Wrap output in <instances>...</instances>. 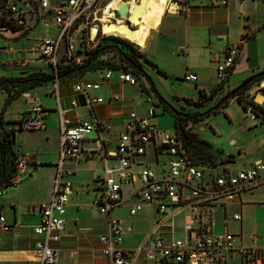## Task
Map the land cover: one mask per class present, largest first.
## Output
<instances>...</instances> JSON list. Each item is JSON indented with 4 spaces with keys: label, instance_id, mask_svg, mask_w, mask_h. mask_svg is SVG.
<instances>
[{
    "label": "built area",
    "instance_id": "obj_1",
    "mask_svg": "<svg viewBox=\"0 0 264 264\" xmlns=\"http://www.w3.org/2000/svg\"><path fill=\"white\" fill-rule=\"evenodd\" d=\"M109 1L0 0V32L10 30L23 36L40 22L46 26L49 18L54 24V31L40 38L36 46L39 54L37 61L43 62L49 69L44 76L51 84L48 95L56 103L59 133L58 159L50 199L40 207L39 221L32 228L37 237L34 243L36 264H55L57 260V244L65 229L66 207L72 190L71 182L66 180L69 172L64 169V163L82 159V144L91 133L110 130L109 125L94 117L93 108L104 102H125L121 95L111 92L105 99L90 93L97 92L101 82L108 85L114 73L120 85L138 87L140 94L146 92L144 62L139 56L141 46L124 37H117L116 33L105 34L102 31L104 10ZM127 1L122 0V3ZM228 1L170 0L164 13L186 17L193 7L203 2L208 7H225ZM259 1L264 3V0ZM133 3L138 4L139 0H133ZM171 5L175 6L173 13H170ZM117 10L118 7L111 11L113 17L107 19L108 24L119 20L130 31L140 28L131 25L125 18H115ZM147 38L142 37L143 44ZM109 40H114L115 44L111 45ZM4 50L0 49V52ZM239 53L231 45L223 51V61L218 62L216 68V78L223 87ZM27 64L26 61L19 63L21 66ZM88 76L97 80L89 81L86 79ZM65 79L73 82L72 91L81 99V103L72 99L70 108L83 107L91 115L76 125L65 117L69 110L61 106L58 81ZM182 79L194 83L196 76L186 73ZM258 95L264 99V78L254 83L253 91L241 97L240 106L252 120L255 119L253 104L257 105L255 97ZM23 96L27 98L29 94L25 92ZM144 103L147 104L144 114H138L134 107L126 114L115 150L101 157L104 162L108 159L116 162L115 166L103 167L92 201L99 215L106 219L105 230L98 236L100 253L105 260L103 264H134L140 254L148 264H264V246L245 247L236 244L238 235L212 232L214 206L232 201L251 187L264 185V158L247 169L213 174L206 180V172L211 168L194 164L176 133L168 134L151 122L158 113L156 102L146 97ZM31 104L33 106L29 110L17 117L14 129L35 132L44 128L47 112L38 97L33 98ZM149 149L156 159L165 158L166 172L163 176L158 177L147 166L140 168V159ZM32 156L26 152L17 155L13 162V175L2 189L18 185ZM123 186H128L130 195L137 200L129 209L130 216L136 215L143 205H153L157 213L153 230L133 250L122 247L119 222L110 215L114 208L126 203L122 196ZM185 209L188 213L182 224L183 237H167L173 231V217ZM231 219L238 222L240 216L233 214ZM11 229L12 226L7 225L0 215V235L9 233Z\"/></svg>",
    "mask_w": 264,
    "mask_h": 264
},
{
    "label": "crops",
    "instance_id": "obj_2",
    "mask_svg": "<svg viewBox=\"0 0 264 264\" xmlns=\"http://www.w3.org/2000/svg\"><path fill=\"white\" fill-rule=\"evenodd\" d=\"M257 4H260L259 0H229L227 6L225 7H208L206 6V2H203L201 5L193 7L186 17L164 13L163 10L158 26L154 30H146L148 38L144 44V48L142 47L140 49V52L146 50V48H151L152 51L148 52V50L145 56L142 57L140 54V57L143 62L146 61V63H150L149 61L151 59L153 64H150L155 67L156 72L164 74L167 77L165 70L157 67L158 62L153 59L154 53H152L154 50L160 52L167 51L166 44L164 43L166 39L164 37H169L174 33L177 34L180 32L182 35H185L186 38L188 37L191 28L198 30L206 28L207 32L210 33L211 29H215L214 26H229L232 18L234 19L237 17L242 19L241 16H243V13L245 16L247 15L245 12L247 8ZM166 16H169L167 18L168 22L166 25H163V20ZM245 31L246 29L241 28L240 35L242 34L247 36V31ZM154 35L157 36V39H154ZM242 43L243 42L241 41H237L236 45L242 46ZM187 47L188 46H185L186 51L188 52L189 48ZM240 51L241 52L239 53L231 73L225 80V87H228L229 90L238 87L240 85L239 83H242L250 77L258 75L260 72L264 71V63L258 64L257 66L250 65L248 57L249 53L244 46ZM9 52L13 53L12 48H8L7 53ZM218 59L219 58H217V60ZM17 63H19V61ZM18 68L19 67H13V70L19 71ZM186 73L194 74L196 76V81L194 83L197 85V90L203 91L207 96L209 92L219 84L218 80L215 79L216 73L214 69H211L210 65H206L205 67L197 64L189 65L185 67L183 75ZM170 75L174 77L175 74L171 73ZM11 76L13 75L0 78H10ZM236 76L240 77L239 82L235 84L236 86L229 88L230 79H233ZM86 79L89 81L97 80L96 78L90 80L89 77H86ZM71 82L72 81L68 82L71 86L69 89H66L67 94L60 97V99L62 108L69 110L65 116L73 113L75 115V119L70 121L72 125H76L80 121L87 120L91 115L88 110L83 107H79L77 109L70 108V101L72 99L81 103L80 97L72 91L73 82ZM210 84L212 85L211 88L207 86ZM100 85L101 87L97 92L90 93L92 96H99L105 99L107 98L108 93L111 92L121 95L125 102L113 104L104 102L96 105L93 108L94 117L99 122L109 125L110 130L101 132L100 134L93 132V135L95 136L94 139H86L82 144L84 154L82 159L78 161H66L64 163V169L69 172L66 180L71 182L72 190L70 200L66 207L64 223L65 229L59 243L57 244V260L55 264H103L105 261L100 253L101 245L98 242V236L105 230L106 219L99 215L97 208L92 205V201L96 193L95 191L98 188L97 181L102 177L103 167L105 165H116L114 160L108 159L104 162L101 157L105 153H112L115 150L116 139L121 131L122 122L124 121L126 114L133 109V101H131V98L124 97L122 95V90L123 88L131 89L134 87L120 85L114 76H112L108 85L104 82H101ZM50 88L51 84L47 81L42 87L34 86L31 89L24 90V92L19 91L15 94L14 91H10V94L6 93L0 87V125L5 134H9L10 132L14 133L10 147V151L15 155L14 160L17 155L21 153L26 152L33 155L26 172L21 176L18 185L15 187L7 186L3 189L1 188L3 186H1V183L6 173H8V170H0V215L4 217L7 225L12 226L9 233L0 235V264H36L37 262V257L34 252V243L37 240V237L33 234L32 228L36 226L39 221L40 207L46 204L50 199L59 147L58 116L56 113L55 100L48 95ZM25 92L29 94V97L25 98L23 96V93ZM35 97H38L41 106L47 112L44 120V128L35 132H27L28 134H37L35 142L39 147L38 152H33L34 150L32 149L35 146L29 145L25 149H21L20 146H17L19 150L15 151L13 148L16 145L17 132H23L14 129L16 119L24 111L29 110L33 106L31 104V100ZM198 99L199 97L194 101H197ZM263 101L261 104L257 103V105L261 108ZM98 111L101 112V115H99L100 113L98 114ZM4 125L7 126L4 127ZM105 135H108L109 138ZM50 140L52 142L55 141V144L52 145V147L49 146ZM87 143H90L93 146L86 148L85 144ZM111 144L114 146V149L112 150L109 148ZM8 156V154L1 153L0 163L2 162V157L4 158L3 160L6 161L5 159ZM165 162V160H161L160 158L156 159L152 150L149 149L146 155L140 159L139 166L140 168L147 166L150 169L152 166L153 169L151 170L154 171L158 177H160L166 172ZM219 163L220 161H217V164ZM252 164L253 163H249L240 166L237 160L233 158L232 162H224V164L210 167L211 169L206 172L208 174H206L205 179L207 180L208 176L211 178L213 174H221L225 171L234 173L238 170L247 169ZM86 175H89L90 177L89 182L85 181L84 176ZM125 187H129L123 186L122 188V196L126 203L120 207H126L128 209L127 216L129 218H135L137 222H140V213L142 210L145 207L152 209L150 216L147 218L149 225L146 231L139 236L131 235L129 233V231L132 230L131 228L127 231L128 233L126 231L124 232L121 226L120 218L115 215L116 210L120 207L114 208L110 212L111 217L119 222L122 231V247L127 250H133L141 245L146 236L153 230L157 213L153 205H143L141 210L137 212L136 215L133 217L130 216L129 209L131 205L136 203L137 200L130 195V190L127 189V191H124ZM257 188L264 191V185L251 187L241 192L232 201L214 206L212 210V232L238 235L239 238H237L236 244L245 247L264 246V231H260L261 235L258 237L255 234L256 229H252L249 224L250 217L258 215L259 211L264 212L263 197L260 201H258L259 203L248 205L249 210L245 213V219H243V209H241L243 204L241 199L242 195ZM84 195L90 197V204H83L81 199ZM234 206H238L239 211H232V207ZM187 213L188 209H185L178 215H182L184 220ZM233 214H238L240 216V221H233L231 219ZM176 216H174L173 219ZM217 223H220L221 225L219 229L216 228ZM180 228L182 234L180 233L181 236L179 238L174 236L176 234V232L174 233V230L176 229L174 225L172 234L167 237L176 239L182 238V226ZM230 228L232 231H229ZM134 264L148 263L144 261L143 255L140 254Z\"/></svg>",
    "mask_w": 264,
    "mask_h": 264
},
{
    "label": "rangeland",
    "instance_id": "obj_3",
    "mask_svg": "<svg viewBox=\"0 0 264 264\" xmlns=\"http://www.w3.org/2000/svg\"><path fill=\"white\" fill-rule=\"evenodd\" d=\"M259 3L260 4L255 6L252 5L247 8L245 11L247 15L245 16L243 13V16H241L243 21L237 17L234 19L232 18L229 26H214L215 29H211L210 33L207 32L206 28L199 30L191 28L186 38L185 35H182L180 32L177 34L174 33L169 37H164L166 39L164 43L166 44L167 51L160 52L154 50L152 53H154L153 59L158 62L157 67L165 70L167 77L164 74L156 72L155 67L151 65L153 63L150 59L149 62L151 64L146 63V61H144L143 64V71L149 78V80L143 78L146 92L140 94L138 87L131 89L123 88L122 90V95L124 97L133 99L134 110L140 115L144 114L147 108V104L144 103L146 97H148L151 102H156L158 113L151 119V122H153L158 129L168 134L173 135L175 133L172 111L182 114L180 125L185 130L195 134L197 139H202L207 143L206 149H210L212 152L214 157L213 161L216 166L224 164V162L227 161H232L233 158L237 160L240 166H243V164L254 163L264 157V123L261 120L262 116L258 115V117H255L253 120L246 116L244 110L236 101V96L231 98L234 92L229 90L228 87H222L212 98L194 101L199 97L196 88L197 85L193 82L184 81L182 75L186 66L196 64L203 65L204 67L210 65L211 69H214L216 73L218 62L222 63L223 51L227 45H232V48L238 52H241L240 50L244 46L249 53L248 57L251 66L263 64L264 3L261 1H259ZM168 17L169 16H166L163 20V25H166L168 22ZM115 18H118L117 14H115ZM45 24L46 26L43 22H40L33 30L23 36L19 32H11L10 30L0 32V49H5L0 53V77L13 75L10 78H0V87L6 93L10 94V91H14V94L18 93L28 87L32 80L36 87H42L46 83V77L44 75L49 69L43 62L37 61L39 54L36 48L40 38L54 31V24L51 18H49ZM241 28L246 29L247 36L240 35ZM116 36L122 38L119 34H116ZM219 37H223V39L218 40ZM154 39H157L156 35H154ZM237 41L243 42L242 46L236 45ZM108 42H110L111 45L115 44L114 40H109ZM119 45L122 47L121 44ZM185 46H188V52ZM8 48H12L13 53H7ZM147 51L151 52L152 49L146 48V50L140 52L141 56H145ZM217 58L219 59L217 60ZM18 61L19 63L21 61H26L28 64L21 66L17 63ZM13 67H19V71L13 70ZM171 73L175 74L174 77L170 75ZM88 77L90 80L95 78L94 76ZM114 77H116L115 73ZM259 77L263 78L264 73L258 75V78ZM239 78V76H236L230 79L229 88L236 86L235 84L239 82ZM215 79L218 80L216 77ZM68 82L69 81L66 79L58 81V85L60 84L59 97H63L67 94L66 89H69L71 86ZM242 83L239 84L241 85ZM254 83V79L247 82L244 87L239 89V94L243 96L248 95L250 91H253ZM207 86L209 88L212 87L211 84ZM226 101L229 102L225 108H221L218 112L204 117L202 121L196 122V116L198 114L206 112L209 108L217 104H223ZM167 105L170 106V108L165 107ZM262 108L264 110V101ZM98 114L101 115V112L98 111ZM65 117L69 120L75 119L73 113ZM6 126L7 125H4V127ZM36 136L37 134L17 132L16 145L13 150H19V146L21 149H25L29 145L35 146L32 149L34 150L33 152H38L39 147L35 142ZM105 136L109 138L108 135ZM3 137H5V132L0 125V141ZM94 137L92 133L87 139L91 140L94 139ZM54 144L55 141H49L50 147ZM92 146L93 145L90 143L85 144L86 148ZM109 148L112 150L114 146L111 144ZM6 154L9 156L5 159V162L7 164V170L10 171L15 155L10 149ZM3 159L2 157L1 161L4 162ZM160 159L164 160L165 158L161 157ZM217 161H220V163L217 164ZM151 169H153L152 166ZM84 178L86 182H89V175L84 176ZM127 189L129 190V188L125 187L124 191H127ZM262 197L264 199V191L260 188L242 195L241 199L243 204L241 209H243V219H245V213L249 210L248 205L259 203L258 201H260ZM89 198L90 197L86 195L82 196L81 200L83 204H90ZM127 210L126 207H120L116 210L115 214L120 218L124 232L129 231L131 228L132 230L129 231L131 235H142L149 225L147 218L150 216L152 209L145 207L142 210L140 213V222H137L135 218H129L127 216ZM232 211H239V207H232ZM182 223V215H178L172 219V224L176 228L174 230V233L176 232L174 235L176 238H179L182 234L180 231ZM249 224L252 229H256V231L254 230L255 234L259 237L261 235L260 231H264V212L259 211L258 215L250 217ZM220 226V223H217L216 228L219 229ZM229 231H232L231 228Z\"/></svg>",
    "mask_w": 264,
    "mask_h": 264
},
{
    "label": "trees",
    "instance_id": "obj_4",
    "mask_svg": "<svg viewBox=\"0 0 264 264\" xmlns=\"http://www.w3.org/2000/svg\"><path fill=\"white\" fill-rule=\"evenodd\" d=\"M138 55V54H137ZM263 74L264 71L260 72L258 75ZM258 75L252 76L249 79H254L255 82L263 79V78H258ZM147 77V76H146ZM148 78V77H147ZM149 80V78H148ZM227 82V81H226ZM35 85L33 83V80L30 82V85L28 87H26L25 89L21 90V92H24V90H28L33 88ZM222 85L218 84L216 87H214L208 94V96L205 95V93L203 91L198 90V94H199V100L201 99H206V98H212L219 90L222 89ZM233 95L231 96V98H233L234 96H236V101L239 103L241 102V97L243 96L242 94H239V90H237V88L232 89ZM10 98V97H9ZM229 101H226L223 104H217L211 108H209L206 112L200 113L196 116V122H200L203 120L204 117H208L211 114H214L216 112H218L219 109H223L227 106ZM167 108H170V106H165ZM253 108H254V112H255V117H258V115L262 116V122L264 123V110L258 106V105H254L253 104ZM172 116L174 119V129H175V133L182 139L184 147L187 149V152L189 154V157L191 159V161L194 164L197 165H204L207 167H213L215 166L214 163V157L212 152L210 151V149H206L207 143L202 140V139H197L195 134L189 132L188 130H185L181 125H180V118L183 116L180 113H177L175 111H172ZM0 124H1V119H0ZM14 136L13 132H10L9 134H5V137L2 138V140L0 141V154H6L8 152V150L11 147L12 144V138ZM227 162H232V161H227ZM13 164L12 167L10 169V171H8V173H6L1 186L2 185H7L10 178L13 175L14 172V168H13ZM7 170V164L6 162L2 161L0 163V170Z\"/></svg>",
    "mask_w": 264,
    "mask_h": 264
},
{
    "label": "bare ground",
    "instance_id": "obj_5",
    "mask_svg": "<svg viewBox=\"0 0 264 264\" xmlns=\"http://www.w3.org/2000/svg\"><path fill=\"white\" fill-rule=\"evenodd\" d=\"M170 0H139L138 4L133 3V0H128L125 3L128 7L126 20L131 25H138L140 28H136L134 31H130L129 28L121 21L117 20L115 23L108 24V20L113 17L111 11L118 7L122 0H111L108 2L104 10V19L102 21V31L105 34L116 33L126 38L131 42L138 43L141 48H144L142 43V37L146 35V30H154L158 24L163 10L166 9ZM166 4V5H165ZM174 5L170 7V13H173ZM264 99L258 95L255 97V103L261 104Z\"/></svg>",
    "mask_w": 264,
    "mask_h": 264
},
{
    "label": "water",
    "instance_id": "obj_6",
    "mask_svg": "<svg viewBox=\"0 0 264 264\" xmlns=\"http://www.w3.org/2000/svg\"><path fill=\"white\" fill-rule=\"evenodd\" d=\"M127 5L125 3H121L119 6H118V10H117V15L119 18H126V15H127ZM2 29V27L0 26V30ZM250 80L252 79H247L245 80L241 85H239V87L237 88V90L241 89L242 87L245 86V84L247 82H249Z\"/></svg>",
    "mask_w": 264,
    "mask_h": 264
}]
</instances>
